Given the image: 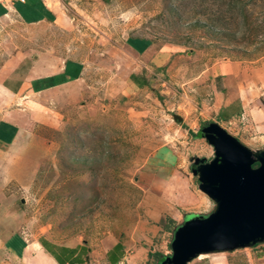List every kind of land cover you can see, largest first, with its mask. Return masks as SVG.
<instances>
[{"label":"rangeland","instance_id":"rangeland-1","mask_svg":"<svg viewBox=\"0 0 264 264\" xmlns=\"http://www.w3.org/2000/svg\"><path fill=\"white\" fill-rule=\"evenodd\" d=\"M96 8L106 14L97 29L72 34L14 19L1 25L0 40L22 49L54 45L61 54L75 45L67 55L93 71L84 105L26 127L29 146L8 161L5 209L20 225L11 232L29 240L86 242L107 264L105 250L121 239L154 264L151 251L171 253L185 219L215 208L192 171L195 158L215 155L202 127L217 122L264 148V0H108ZM128 36L153 40L152 53L164 48L165 60L131 57ZM189 264H264V243Z\"/></svg>","mask_w":264,"mask_h":264},{"label":"crops","instance_id":"crops-1","mask_svg":"<svg viewBox=\"0 0 264 264\" xmlns=\"http://www.w3.org/2000/svg\"><path fill=\"white\" fill-rule=\"evenodd\" d=\"M106 3L108 0H0V30L1 25L11 19L26 26H50L70 34L80 29L94 30L97 29L96 18L104 19L106 15L96 7ZM132 42L140 44L135 46ZM74 47L66 44L60 54L54 45L22 49L12 39L0 40V264H97L86 242L62 243L47 236L29 240L20 231L11 232L10 229L19 224L14 211L5 209L6 171L10 172V164H14L8 161L11 157L13 160L15 156L19 158L16 151L29 146L26 127L38 115L54 122L57 114L62 115L58 111L84 105L82 100L92 92L90 63L67 55V50ZM125 47L131 57L133 52L149 59L151 56V61L158 66L166 58L164 48L156 51V55L152 53L157 46L146 37L128 36ZM129 59L122 57L120 63L126 66L127 60L131 62ZM144 67H148L146 63ZM129 72L131 77V68ZM117 79L121 81L118 76L113 78ZM129 80L133 81L128 78L124 82ZM129 249L124 241L117 240L105 250L103 261L107 264H145L149 260L148 251L138 248L130 252ZM151 252L160 255L161 264L170 254L169 250ZM154 256L156 264L159 256Z\"/></svg>","mask_w":264,"mask_h":264},{"label":"water","instance_id":"water-1","mask_svg":"<svg viewBox=\"0 0 264 264\" xmlns=\"http://www.w3.org/2000/svg\"><path fill=\"white\" fill-rule=\"evenodd\" d=\"M201 133L215 155L195 158L192 171L215 208L175 229L171 253L162 264H189L202 254L264 243V148H249L214 121Z\"/></svg>","mask_w":264,"mask_h":264},{"label":"trees","instance_id":"trees-1","mask_svg":"<svg viewBox=\"0 0 264 264\" xmlns=\"http://www.w3.org/2000/svg\"><path fill=\"white\" fill-rule=\"evenodd\" d=\"M200 136H202V133H201V131L198 133ZM257 165V164H256ZM44 246H45V244H43ZM170 246H171V244H170ZM156 256H159V262L158 263H156V264H161V262L160 261H162V258L160 259V255L159 254H156Z\"/></svg>","mask_w":264,"mask_h":264},{"label":"flooded vegetation","instance_id":"flooded-vegetation-1","mask_svg":"<svg viewBox=\"0 0 264 264\" xmlns=\"http://www.w3.org/2000/svg\"><path fill=\"white\" fill-rule=\"evenodd\" d=\"M201 131V130H200Z\"/></svg>","mask_w":264,"mask_h":264}]
</instances>
